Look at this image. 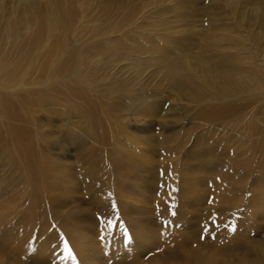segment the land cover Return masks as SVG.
Here are the masks:
<instances>
[{
    "label": "rangeland",
    "instance_id": "obj_1",
    "mask_svg": "<svg viewBox=\"0 0 264 264\" xmlns=\"http://www.w3.org/2000/svg\"><path fill=\"white\" fill-rule=\"evenodd\" d=\"M207 62L242 72L240 88L205 87L193 70ZM174 73L186 76V91L176 88ZM19 79L37 91L77 90L105 110L118 98L148 94L153 109L147 116H132L127 107L112 115L141 139L136 150L144 137L153 146L146 170L100 171L85 164L90 151L80 154L73 145L45 151L48 163L29 180L20 166H0V264H261L264 166L232 194L220 177L237 181L229 169L232 152L241 154L259 137L256 125L249 127L254 137L244 138V118L259 110L256 117L264 119V0H0V92ZM225 99L248 103L237 123H199L201 114L213 116L203 106ZM71 101L35 115L66 131L79 122L67 108L82 102ZM229 127L230 133L223 130ZM53 158L62 164L60 174L51 170ZM169 164L176 167L170 171ZM168 171L190 179L168 188ZM23 178L42 190L50 222L32 213ZM186 183L197 192L184 191ZM103 202L113 209L104 210Z\"/></svg>",
    "mask_w": 264,
    "mask_h": 264
},
{
    "label": "bare ground",
    "instance_id": "obj_2",
    "mask_svg": "<svg viewBox=\"0 0 264 264\" xmlns=\"http://www.w3.org/2000/svg\"><path fill=\"white\" fill-rule=\"evenodd\" d=\"M197 67L198 66H196V68ZM200 67H202L203 69L199 68L198 70H193L195 73L194 75L198 77L199 81L204 82L205 87H210L215 90L222 91L224 93H232L236 88H240L241 83L244 80V76L241 78L239 77L242 72L236 71L235 69L223 62H207L203 63ZM173 81H175L176 88L183 91L187 90V85L185 83L186 76L185 78H181L177 73L176 76H173ZM32 86L33 84L28 82L26 79H19L11 87V91H9L8 93L0 92V166L6 164L12 165L14 166V168H18L20 166L23 171L24 169L26 170L23 173L25 174V177L29 180V175H38L40 171L42 173L43 169L41 168L43 167V165H46L48 163L47 155L44 153L45 151L49 150L51 152H55V150H58V153L66 152L67 150L62 149H66L68 148V146L72 145L77 148L80 154L86 150L88 152L90 151L92 159L89 161L87 159V161L85 162L84 158L83 161L85 162V164L89 163V165L91 166H96L95 169H99L100 171L105 169L108 170L110 168H119L123 170L125 169L126 165L135 169L141 165L140 168L146 170L145 164H151V158L147 155L148 152H151L150 147L153 146L150 142L151 138L146 139L147 137H144L142 139L143 148L139 152V150L136 149L140 145V143H138L140 138L131 136L128 134L127 131H123L124 128H121L117 124L121 120L118 119L116 115H112L114 113L122 112V108L127 107L126 111L132 116H147L153 109L152 101H149L150 95L145 93H138L131 96H125L124 98H118L114 103L108 102L109 104L106 106L105 110L100 102H95L91 100L92 98L90 99L89 97L87 98L81 92L79 93L77 90L69 89L66 92H63L61 90H52L51 93H49L46 92V90H32ZM235 93L237 95L239 94L238 91H236ZM74 97H77V100L81 101L82 103H79V105H72V110L69 107L66 108L69 109L67 111L71 114H74L75 116L77 115L79 122L77 121L78 124H70L68 126V130L66 131H62V129H60V127L58 126V128H51L48 123V120L47 123H43L41 117H37L35 115L39 114V112H41V110L45 107L54 106L58 100H64L67 103H71V100H74ZM225 100L226 101H224L223 104H220L218 106H215L216 104H207L203 106L204 109L202 111L210 110L212 111L210 113H213V116L208 115L206 117L202 114H199L201 116L200 118L203 117L201 122L199 123H212L213 121L220 120H223V122L228 121V125L230 124V122L237 123L238 121H234L237 119L236 116L239 115L241 112L243 113L244 110L247 109L248 103H241L243 106H236V103L232 104L234 103L233 101L235 99ZM198 110L201 112V109ZM107 111L109 114L106 113ZM258 112L260 113L259 110ZM258 112H255V114L253 115L254 118H251V120L249 118V120L244 118V121L246 120L249 122L248 124L245 125L244 123L242 127L240 125L239 126L241 127V129L244 130L245 133H247V136L242 134L245 136L244 138L254 137L253 134L251 135V133H249L250 128H253V131L259 128V134H255L257 136L259 135V137L255 138V140L250 139L252 140V144H250L246 150L240 152L241 154H239V152L235 154L231 151L233 159L230 162L229 169H232L234 171L233 172L231 170V173H233L234 176L238 174L236 176L237 181L232 179V181L228 183L224 179V177L226 176L225 173L222 174L221 177L219 176L222 180L226 182L227 186H229L228 190H231V194L234 192L233 189H244L245 187H242V181L244 182V180L247 179V176L252 177L254 173L261 171V167L264 166V119H258L256 117V113ZM103 113H105L106 117H103ZM48 114L50 113L48 112ZM233 116H235V118ZM77 117L75 118L77 119ZM242 120L243 119H241V121ZM253 120L256 122H254ZM256 125L258 127L254 128L253 126ZM223 130L227 131V133H230V131H232V128L229 127ZM143 131L145 132L146 130ZM184 136H186V134ZM188 137L189 136H186V138L184 139L187 140ZM66 138H68V140ZM199 140L201 141V137H199ZM167 141L168 140L164 138L162 145L167 144ZM179 146L180 145L177 146V151L179 150ZM99 147L108 150L107 152L103 153L100 150L101 148L99 149ZM125 147L131 149L129 151V159H126L125 155L123 154L127 153V151H125ZM7 151H13L15 153V156L10 157V155L7 154ZM169 153L170 155L177 154L176 151L171 150L169 151ZM238 156L241 157V159H244L241 161H237ZM137 160H140V164L137 163ZM35 165L40 166L38 172H35ZM60 165L55 160L52 161V166H54V168H52L51 170H56L57 174H60L63 169ZM169 166L172 168H170V171L176 167L171 164H169ZM206 167H208V164H206ZM210 168L208 167V169ZM242 172H244V175L240 176ZM165 174V184H167L168 188L169 186H172L171 184L175 183L176 180L186 182L190 179L188 175H183L180 172L178 176L169 175V171ZM26 178H23V184H25V191L28 194L30 204L29 206H31V208H36L32 213H36L38 216L40 215L43 221L50 222L51 217L49 216H51L52 213L48 214L46 212V207L49 202L47 201V199L44 198L42 190L39 189L38 184L35 182L26 184ZM63 179V181H69L68 177H63ZM90 181L91 183H93L94 179L90 177ZM90 181H88V183ZM261 181L262 180H259V183ZM231 184L234 185L232 186ZM182 187L184 191H188L189 193L193 192L195 194V192H197L196 186L193 183H186L182 185ZM183 195L185 194L183 193ZM97 196H92V198L96 201H99ZM100 205L102 206V208H104V210L107 208L110 209L112 207L111 204L108 202H103ZM25 217L30 220L35 216L27 215ZM46 217L48 219H46ZM25 221L28 222V220ZM261 264H264V258Z\"/></svg>",
    "mask_w": 264,
    "mask_h": 264
}]
</instances>
